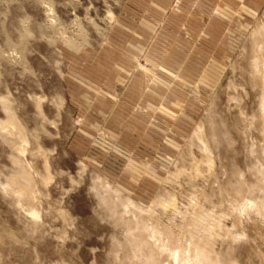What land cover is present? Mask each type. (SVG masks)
<instances>
[{
    "label": "rangeland",
    "instance_id": "1",
    "mask_svg": "<svg viewBox=\"0 0 264 264\" xmlns=\"http://www.w3.org/2000/svg\"><path fill=\"white\" fill-rule=\"evenodd\" d=\"M43 2L54 6L59 27L49 25ZM108 11L117 18L104 40L88 26L86 39L73 37L78 52L60 39V28L74 31L75 15L98 21ZM263 20L264 0H0V96L29 133L43 194L35 222L0 188V264H115L113 230L101 221H116L100 208L93 214L72 183L85 157L118 161L111 165L120 168L118 183L142 207L159 194L177 199L176 208L155 206L161 264H171L175 244L180 259L189 253L190 220L203 212L221 227L195 230L210 241L200 237L207 252L197 247L196 255L263 264L264 208L242 207L252 197L264 202L261 94L247 73ZM16 157L0 138V182ZM249 186L259 190L251 196Z\"/></svg>",
    "mask_w": 264,
    "mask_h": 264
},
{
    "label": "bare ground",
    "instance_id": "2",
    "mask_svg": "<svg viewBox=\"0 0 264 264\" xmlns=\"http://www.w3.org/2000/svg\"><path fill=\"white\" fill-rule=\"evenodd\" d=\"M43 4L45 5V9H46L49 25H51L53 27H56V28L59 27L60 26L59 20L55 16V9H54V6L52 5V3L43 2ZM116 18H117L116 15L113 14L111 11L107 12V16L104 19H100L98 21H97V19H93L92 17H85V19H80L78 16L75 15V18L73 19V21L70 24V27L74 28V31H71V33H67L68 31H66V29L60 28V39L65 43V45L67 47H69L70 49L78 52L79 49H80V46H78L76 44V41L73 39V37L79 36V37H83L84 39H86L87 38V34H88L87 31H86V29H87L86 26H88V28L94 30L96 32V34L102 40H104L105 38H107V35L109 34L110 29L112 28L113 24L116 22ZM99 21L101 23H103L104 27L100 26ZM58 30H59V28H58ZM247 62H248L247 73L250 76V79H249L250 84H251L252 87H254L256 89L258 88L259 91H260L259 94H261V98L259 99L260 100V113L258 114V116H259L258 123H259V125L261 127V131H262L261 134L263 136V141H264V24L262 22L258 23L255 26L254 30H253L252 49L250 51V58L248 59ZM0 104L3 107V111H4L5 116H6L4 120H0V138L4 141V143H6L10 148H12L17 154L16 159L13 160V165H14L15 171L11 174V176L6 178L5 182H0V188L3 190V193L5 192L7 195H9V196H11L13 198V200L16 202V205L18 206V208L21 209L29 218H31L32 221L38 222L42 218V216H41V207H39V206H40V197L43 194L40 191L38 183H37V180H36V178L39 175V173H38L37 169L35 168L33 162L29 161V159H28V155H34V153L32 154V152L30 150V146H31L30 136H29V133H28L27 129L23 126L21 121L16 116L15 111L12 109L8 99L7 98H3L2 96H0ZM213 129L215 131L216 127H214ZM216 136L217 135H215L214 137H216ZM212 138H211V140H212ZM198 140L201 142L200 143L201 144V149L206 154H208V156H209V158L207 159L208 160V166L209 167L214 166L213 161H212L214 158H213V156H212L213 159L210 158L211 157L210 155H212L210 153L212 151L209 150L208 146H210V145L207 146V142L208 141H207L206 137L204 135L202 137L199 135V139ZM213 140H215V139H213ZM204 152H203V154H205ZM263 153H264V149H263ZM48 167H49V165H48ZM262 170H263L262 172L264 174V169H262ZM210 171H211V168H210ZM240 176H242V175H240ZM257 187L249 186L248 187V194L252 196V194L256 190H259V188L257 189ZM261 187H264V185H262ZM259 193H261V192L259 191ZM263 195H264V193H263ZM240 196H241V194H240ZM258 196H260V194ZM255 197H257V195ZM175 198H176V196H175ZM251 199L254 200L253 197ZM260 199H258V201ZM176 200L177 199H174L171 196V193L170 194L166 193V195L159 194L158 197L155 199V201L152 203V205H149L147 207H142L141 206L145 210L151 209V212L149 213V215L146 216L147 219H148V220L146 219L147 222L145 221V217H143L142 220H143V224L144 225H146L147 227L151 228V234H154V236H155V239H154V241H152V243L155 245L156 252L158 253V255L148 256L146 258L145 264H161L159 259L162 256L161 253H163V249L159 248L158 245H157L158 244V240L163 235V232L159 228V226L161 224V221L159 222L156 219L158 217L154 216V214H155V212H154L155 211V206L159 207V209H162L163 211H166V210H169L172 207L177 206L175 204V202H177ZM252 200H248L247 202L244 201V204H242L243 209L257 208L258 210H262L264 208V202L259 203L255 199L257 201L256 202L254 200L256 202L255 203ZM194 202L195 201H193V203ZM241 203H242V201H241ZM190 205H193V204H190ZM198 206L195 207V208H198ZM190 207L192 208V206H190ZM201 207L203 208V206H201ZM190 211H192V210H190ZM195 211H196V209H195ZM173 212H175V211H173ZM176 212H178V210ZM179 212H180V210H179ZM248 212H250V211H248ZM193 213L194 212H192L190 214H193ZM208 213H210V212H208ZM208 213H204V212L200 213V214L199 213L198 214L194 213V217L191 215L194 219L190 220L192 222L190 224L193 226V227L191 226V228H192L191 230H190V227H189L190 224L188 223V225H189L188 227H189V230H190V231H188L189 238L187 236L188 233L187 232L185 233L186 236H187L186 238H187V240L189 239L191 246H190L189 253L186 254L185 256L183 255L184 257H182V259H181L182 261L184 260L187 264H221V262L218 259H217L218 261L216 259L215 260L213 259V258H215V256L212 255V258H211L209 256L210 253L209 254L208 253H204V254L201 253V255H196L195 254L197 247L198 246H202V244L204 243L203 241L205 240L204 238H206V237L202 236L203 234L200 231L203 230V231L213 232L212 230H213L214 226H218L219 227L221 225L220 221H216V220H215V223H212L214 221V220L212 221V219H215L216 216L214 214L215 217L212 218L213 215L211 216ZM180 214H182V213H180ZM185 216H187V215H185ZM184 218L185 217H183V219ZM210 221H212V222L209 223ZM186 222H188V221H185L184 223H186ZM200 227H202V230H201ZM199 228H200V231H198V235L202 234V235H200V237H203V239H202L203 243H201V245L198 244L199 243L198 239L200 237L198 238L197 235L195 234V230L196 229L198 230ZM184 229H185V227H184ZM218 229H221V228H218ZM219 232H220V230H219ZM148 234L149 233H143V236H145V237H143V239H147V235ZM205 234H206V232H205ZM205 236H207V235H205ZM209 236H210V234H209ZM211 236L213 238V234ZM207 238H209V237L207 236ZM164 239H166V238H164ZM142 240H138L137 245L139 243H142ZM161 240H162V238H161ZM206 242H208V244L210 243V241H206ZM205 243L203 245L210 246V244L207 245V243L206 244ZM202 247H204V246H202ZM165 248H166V246H165ZM205 249H207V247ZM167 250H165V251H167ZM199 251H200V248H199ZM202 251L207 252L204 249L203 250L201 249L200 252H202ZM211 251L212 250H210V252ZM194 254H195V256H193ZM230 264H231V262H230Z\"/></svg>",
    "mask_w": 264,
    "mask_h": 264
},
{
    "label": "clouds",
    "instance_id": "3",
    "mask_svg": "<svg viewBox=\"0 0 264 264\" xmlns=\"http://www.w3.org/2000/svg\"><path fill=\"white\" fill-rule=\"evenodd\" d=\"M55 126V125H53ZM87 161V163H85ZM119 163L114 158H101L84 160L77 159L76 176L79 181L72 180L77 188L84 189V195L89 199L93 214L97 208L108 212V220L116 223H107V227L113 231L109 240L118 251L115 253V264H145L146 258L158 255L156 247L152 243L155 236L151 234V228L143 224L142 218L149 215L151 209L145 210L137 201L131 198L122 184L118 183L120 168L113 170L111 165ZM64 170L61 169V172ZM70 172V170H69ZM87 177V185L84 180ZM143 233H149L147 239H143ZM103 239V236L98 237ZM142 240V243L133 245L131 241ZM175 251L170 253L171 264H182L180 259V245H174Z\"/></svg>",
    "mask_w": 264,
    "mask_h": 264
}]
</instances>
